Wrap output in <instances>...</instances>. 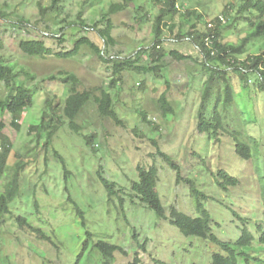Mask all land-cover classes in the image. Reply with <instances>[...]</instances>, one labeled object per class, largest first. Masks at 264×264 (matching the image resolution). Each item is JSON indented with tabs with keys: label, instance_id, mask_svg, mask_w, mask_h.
Wrapping results in <instances>:
<instances>
[{
	"label": "rangeland",
	"instance_id": "374dc122",
	"mask_svg": "<svg viewBox=\"0 0 264 264\" xmlns=\"http://www.w3.org/2000/svg\"><path fill=\"white\" fill-rule=\"evenodd\" d=\"M230 2L177 0L180 12L193 15L187 16L184 27L178 16L165 19L168 28L163 31L168 42L164 48L201 61L192 42L178 43L174 37L185 30L203 32L219 17H224L227 23L220 29L221 43L239 44L248 35L249 27L241 17L233 21L239 2H234L231 12L227 10ZM118 4L125 3L66 0L56 19L49 15L43 21L39 8L49 7L50 0H0V11L8 15L9 22L0 21V56L3 63L12 67L15 85H26L33 94L32 106L18 114V127L12 125L14 118L10 114L4 113L0 120L4 124L0 135L8 138L12 146L8 175L0 183V193L14 166L24 164L19 196L10 205L11 214L0 221V264H103L96 248L98 242L122 248L124 253H116L109 264H130L135 257L143 264H210L212 254L218 251L216 245L208 239L184 236L170 223L171 208L191 218L198 217L185 179L192 180L207 197L203 205L211 216L212 235L221 242L234 244L246 227L254 242L244 251L255 259L251 264H264V246L259 244L257 231L264 221L259 180L261 177L264 184L263 94L243 91L234 77L238 111L243 114L242 119L250 122L246 133L260 145L259 172L256 158L245 161L238 157L229 138L215 142L207 134L199 133L197 112L203 78L196 63L167 58L157 76L124 72V83L111 88L115 78L111 66L89 49L83 48L78 56L68 60L55 57L59 52L71 51L81 38L102 46L91 30L67 28L57 39L49 37L45 43L52 55L45 58L26 57L18 48L23 39L40 41L41 33L47 36L44 29L48 24H55L53 31L57 34L81 14L80 20L91 26ZM160 9L153 0H136L126 10L111 15L114 45L109 54L130 59L138 56V66L150 65L155 20ZM22 21L38 23L42 32L18 30L11 25ZM61 38L63 42L59 41ZM141 49L143 53L137 55ZM263 52L264 39L252 40L238 60ZM59 74L75 75L80 82L79 91L98 86L107 90L120 124L102 119L97 106L90 101L77 119L80 131L71 129L64 119L47 146L45 132H31L30 127L39 126L43 113L50 111L47 103L62 116L69 87L59 81ZM164 92L173 109L165 116L158 106ZM7 95L5 84L0 82V98ZM56 119L52 120L53 125ZM159 153L169 156L178 169H172ZM138 167L157 168V190L165 218H158L132 193V184L138 181ZM219 171L236 178L239 185L227 191L221 189L215 183ZM102 179L115 184L116 194L111 198ZM77 209L83 213V223ZM19 217L26 220L27 226L18 225Z\"/></svg>",
	"mask_w": 264,
	"mask_h": 264
},
{
	"label": "trees",
	"instance_id": "16d2710c",
	"mask_svg": "<svg viewBox=\"0 0 264 264\" xmlns=\"http://www.w3.org/2000/svg\"><path fill=\"white\" fill-rule=\"evenodd\" d=\"M65 1L66 0H50V6L47 8L39 5L42 20L45 21L46 17L49 15H53V20L56 19V15L60 11V6ZM123 1L125 3L124 5L118 4L111 6L109 12L103 15L99 22H95L91 26H86L84 22L80 20L81 14H78L76 21L67 22L63 28L57 31V34L53 31V26H55V24H48L44 29L47 36L42 35V28L39 27L38 23L31 24L29 21H22L19 24L11 23V25L18 28V30H27L28 32H35L38 34L41 33L42 40L23 39L19 42L18 48L26 57L45 58L52 55L51 50L45 43V40L49 37L52 36L53 39H57V35L64 32L67 28L74 29L81 27L91 30L95 33L98 40L102 42V46L95 44L89 38H81L73 44L71 51L59 52L55 54V57L61 60H68L78 56L83 48L89 49L101 62L111 66L113 76L115 77L110 83L111 88L117 87L119 83H124L122 77L124 72L139 75L153 74L157 76L164 68L163 60L167 58L179 62L190 60L196 63V65L201 68L200 74L203 78L199 89V107L197 112V129L199 133L207 134L208 137L215 142H220L224 137L229 138L234 143L235 153L238 157L245 161L256 158V168L257 171L260 172V162H258L260 145L256 139L246 133V127L250 122L249 120L242 119L243 114L238 111L234 79L237 78L238 81H240L243 91L250 93L251 90H253L264 95V52L259 56L248 57L244 61L238 60V57L244 53L250 41L264 39V0H231L230 6H228L227 9L230 12L233 11L235 7L234 2H239L236 16L233 18V21L241 17L249 27L248 35L242 39L239 44L221 43L220 29L225 27L227 23L226 25H221L218 18L213 22V29L206 27L203 32L199 30L187 32L185 30L174 37V40H176L175 42L178 43L185 40L192 42L200 54L201 61L181 54L178 51L166 50L164 48L168 42L164 38L163 31V28H168V25L164 24L165 19L169 18L173 20V18L178 16L183 20L181 21V27H184L187 16H192L193 13L187 14L180 12L177 0H153L161 9L159 16L155 20V37L151 48L153 54L150 56L151 63L148 66H138V56L136 59H130L114 57L109 54L110 47L114 45V39L111 34L114 28L110 16L126 10L128 4L136 0ZM0 21L9 23L8 15L3 11H0ZM101 26H103V28H101ZM194 28L195 26H193V29ZM173 29L174 26L169 27L171 32ZM212 37L213 45L212 49H210L206 46V40ZM59 41L63 42L64 38H61ZM142 53L143 51L141 49V52L137 55ZM25 75L29 76L28 73H25ZM15 77L12 67L3 63V58L0 56V82L4 83L8 90V95L5 98H0V120L4 113L10 114L14 118L13 122H11L12 125L18 127V114L22 110L32 106L33 94L31 89L26 85L22 83L18 86L15 85ZM51 79L56 80V77H52ZM59 81L69 87V97L61 108L62 116H58L56 113L57 110H52L51 103H47L50 111H45L43 113L39 126L30 127L31 132H45L47 146L50 144L55 131L64 119L69 122L71 129L76 132L80 131L81 128L77 124V119L90 101H93L97 106L98 114L102 119H112L116 121L117 124H120L113 108L112 97L102 86L79 91L80 82L73 74H59ZM158 106L163 116L173 112L166 92L160 96ZM54 118H57V123L55 125L52 124ZM143 118L146 121L145 115H143ZM46 120L48 121L46 122ZM3 130L4 124L0 121V134ZM0 137L1 183L3 179L6 178V175H8V161L12 146L8 138L1 135ZM92 139L93 137H90L88 142L91 143ZM159 154L172 169H178L169 156L162 153ZM23 168V163H17L14 166L12 174L7 177L8 181H6L7 183L3 187V192L0 193V221H3L11 214L10 205L19 196V178ZM137 173L138 181L132 184V193L151 209L158 218H165L164 208L157 190L159 181L157 168L150 167L146 169L138 167ZM178 180L180 181L182 179L179 177ZM259 180L261 182V204L264 208V184L262 183L263 180L261 177ZM102 182L106 187L109 198L116 194L115 184L105 179H102ZM184 182L189 186L190 198L198 213V217L191 218L180 213L175 208H171L170 223L184 236L196 237L202 240L208 239L216 245L218 251L212 254L210 264H241V261H244L245 264H251V261H255L248 252L244 251L251 248L254 242V237L248 229L246 227L242 229L240 239L234 244L219 241L211 233V216L203 205L207 200L206 195L196 187L192 180L185 179ZM215 183L224 191L239 185V181L236 178L224 171H219L216 174ZM77 214L83 223V213L77 209ZM16 222L20 227L27 226L26 220L22 217L17 218ZM257 231L260 234L259 244L264 246V221L257 226ZM96 248L102 255L103 264H109L116 253H124L122 248L104 242H98ZM130 264L143 263L138 257H135Z\"/></svg>",
	"mask_w": 264,
	"mask_h": 264
},
{
	"label": "built area",
	"instance_id": "2783aa9c",
	"mask_svg": "<svg viewBox=\"0 0 264 264\" xmlns=\"http://www.w3.org/2000/svg\"><path fill=\"white\" fill-rule=\"evenodd\" d=\"M218 21L221 23V25H225L226 21L223 17H219ZM214 28V24L209 26V29H213ZM212 45H213V37L212 38H208L206 40V46L210 49H212Z\"/></svg>",
	"mask_w": 264,
	"mask_h": 264
}]
</instances>
